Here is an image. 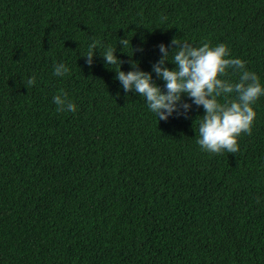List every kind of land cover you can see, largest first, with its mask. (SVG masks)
Instances as JSON below:
<instances>
[{"label":"trees","instance_id":"16d2710c","mask_svg":"<svg viewBox=\"0 0 264 264\" xmlns=\"http://www.w3.org/2000/svg\"><path fill=\"white\" fill-rule=\"evenodd\" d=\"M174 37L227 44L264 84V0H0V264H264V96L238 153L206 152L202 106L159 121L100 53L151 72Z\"/></svg>","mask_w":264,"mask_h":264},{"label":"clouds","instance_id":"9594fccd","mask_svg":"<svg viewBox=\"0 0 264 264\" xmlns=\"http://www.w3.org/2000/svg\"><path fill=\"white\" fill-rule=\"evenodd\" d=\"M118 44H122L121 51L130 56L143 50L133 48L134 52L129 53V38H120ZM98 47L103 48V45L94 39L83 55L89 66L94 63ZM158 49L160 59L153 64L151 72L142 70L135 60L128 61L131 70H122L125 61L116 55L117 46H108L100 53L105 65L116 72L115 78L123 90L126 93L134 91L143 97L159 121H166L173 114L186 116L193 105L202 106L205 114L201 116L197 140L201 149L215 154L238 153L239 137L242 133L250 135L252 132L256 117L253 105L264 96V84L258 75L247 69V62L242 58H232L230 48L224 43L212 46L206 42L194 46L174 37L169 44H159ZM169 61L175 68L167 66ZM229 70L233 75L239 73L238 81L228 78ZM69 72L63 63L54 66L53 74L57 77ZM153 72L165 82L163 87L154 81ZM35 83L33 76L24 84L30 88ZM230 94H234V98L229 99ZM185 95L191 103L184 101ZM53 102L58 111H76L77 106L68 99L67 93L57 94Z\"/></svg>","mask_w":264,"mask_h":264}]
</instances>
